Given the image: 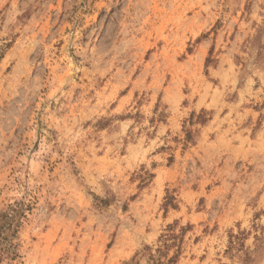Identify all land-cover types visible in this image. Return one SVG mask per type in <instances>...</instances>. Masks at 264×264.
I'll return each mask as SVG.
<instances>
[{
  "label": "rangeland",
  "instance_id": "obj_1",
  "mask_svg": "<svg viewBox=\"0 0 264 264\" xmlns=\"http://www.w3.org/2000/svg\"><path fill=\"white\" fill-rule=\"evenodd\" d=\"M0 264H264V0H0Z\"/></svg>",
  "mask_w": 264,
  "mask_h": 264
}]
</instances>
